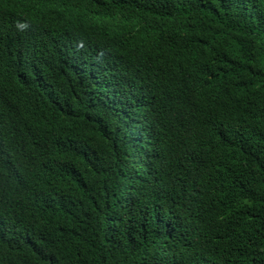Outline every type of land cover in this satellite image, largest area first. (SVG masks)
Instances as JSON below:
<instances>
[{
	"label": "trees",
	"instance_id": "obj_1",
	"mask_svg": "<svg viewBox=\"0 0 264 264\" xmlns=\"http://www.w3.org/2000/svg\"><path fill=\"white\" fill-rule=\"evenodd\" d=\"M0 264H264V0H0Z\"/></svg>",
	"mask_w": 264,
	"mask_h": 264
}]
</instances>
